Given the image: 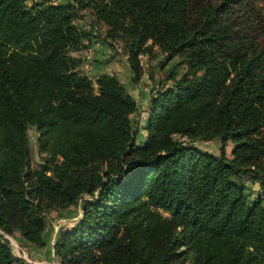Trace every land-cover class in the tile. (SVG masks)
<instances>
[{
	"label": "trees",
	"instance_id": "1",
	"mask_svg": "<svg viewBox=\"0 0 264 264\" xmlns=\"http://www.w3.org/2000/svg\"><path fill=\"white\" fill-rule=\"evenodd\" d=\"M259 1L0 0V232L42 247L43 214L80 202L54 264H264V207L241 183L249 173L264 191ZM95 25L134 83L153 48L187 62L150 99L140 145L125 88L78 68ZM28 126L44 156L35 169ZM210 141L217 155L192 145ZM19 262L0 238V264Z\"/></svg>",
	"mask_w": 264,
	"mask_h": 264
},
{
	"label": "rangeland",
	"instance_id": "2",
	"mask_svg": "<svg viewBox=\"0 0 264 264\" xmlns=\"http://www.w3.org/2000/svg\"><path fill=\"white\" fill-rule=\"evenodd\" d=\"M50 1L62 3L65 0ZM259 6L264 14V0L259 1ZM79 17L80 19L76 20V24L88 31V28H91L89 27L91 18L85 12H81ZM103 32L102 25H95V29H91L90 45L75 54L80 59L78 68L92 83L99 76L108 75L114 76L125 88L135 102L136 110L129 117V121L135 132V144L140 145L145 136V120L150 99L156 93L171 87L175 81L184 75L187 71V62L184 57L180 56L166 60L153 48L150 52L139 55L138 59L142 73L140 79L134 83L126 64V57L122 55L119 45L104 40ZM262 134L264 136V128ZM26 136L29 147V167L35 169L42 163L44 156L37 152V134L33 127H27ZM181 140L187 143L186 139ZM192 145L202 152L213 155H217L221 150L218 141L195 142ZM230 150L231 143L227 142L224 147L226 157H230ZM262 163L264 164V159ZM241 183L248 198L253 200L256 196H259L264 207V191L259 188L257 180L247 173L242 175ZM80 208L81 203L78 202L75 207L72 206L63 211H50L43 214L46 229L42 238L44 242L42 247L26 244L17 233L8 236L0 232V238L7 244L13 257L20 261L17 264H54L52 244L59 233L73 227L79 219Z\"/></svg>",
	"mask_w": 264,
	"mask_h": 264
}]
</instances>
